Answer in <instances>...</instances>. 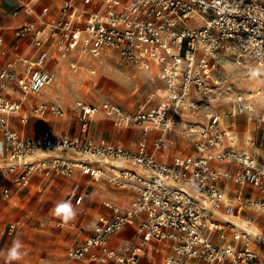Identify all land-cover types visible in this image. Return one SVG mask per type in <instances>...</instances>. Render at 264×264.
Here are the masks:
<instances>
[{"label":"built area","instance_id":"1","mask_svg":"<svg viewBox=\"0 0 264 264\" xmlns=\"http://www.w3.org/2000/svg\"><path fill=\"white\" fill-rule=\"evenodd\" d=\"M19 5L13 16L23 11L35 20L16 27L14 34L28 38L33 49L0 64L2 194L10 197L36 179L65 177L74 180L68 198L81 204L82 178L98 181L108 169L109 182L133 187L138 196L128 206L106 202L109 213L98 217L82 243L69 248L71 259L139 264L148 251L168 248L165 264H264L253 248L255 215H264V156L240 148L238 132L225 122L251 112L254 93L238 95L227 114L207 113V122H189L221 87L215 75L221 51L233 53L238 64L258 60L264 65V0H54L40 10L28 0ZM103 52L151 72L154 66L167 93L153 106L133 108L80 101L77 134L48 129L29 136L13 126L12 117L27 125L34 115L66 116L62 106L42 98L55 78L49 64L70 61L77 71L83 54ZM98 116L119 128L139 127L144 138L135 150L121 140H97L90 122ZM172 132L191 140L195 150L162 161L158 155L169 148ZM222 180L239 186L233 198L220 186ZM246 187L259 195L248 196ZM137 220L134 240L114 248L116 235Z\"/></svg>","mask_w":264,"mask_h":264},{"label":"rangeland","instance_id":"2","mask_svg":"<svg viewBox=\"0 0 264 264\" xmlns=\"http://www.w3.org/2000/svg\"><path fill=\"white\" fill-rule=\"evenodd\" d=\"M219 55L215 75L221 79V87L214 99L209 102V106L202 107L189 122L205 123L207 113L227 114L233 109L238 95H248L252 92L255 95L254 109L250 113L231 117L230 125L234 126L235 123L234 127L240 133V137L244 136V142L253 137L256 140L255 148L264 145V65L258 60H247L244 64H238L233 53L229 51H221ZM79 61L81 67L77 71L71 68L70 61H67L68 63L61 61L59 64L61 75L58 76L55 75L54 69L58 62L54 60L50 66L55 75L54 82L42 95L43 99L57 103L67 112L66 116L60 118L65 123L72 122L78 126L76 107L80 101L89 104L110 101L126 108H133L140 103L153 106L160 100L159 95L167 93L164 83L156 75L158 69L154 66L155 69L152 67L151 72L150 69L140 68L110 52H103L98 57L83 54ZM250 65L253 66V71L248 73ZM46 94H49L50 98L46 99L44 97ZM95 118L90 122L92 136ZM259 118L263 119L261 124L258 122ZM69 131L77 134L79 129L76 133L73 130ZM140 135L139 140L144 138L143 132ZM131 138L135 139L136 134H132ZM168 144L169 148L165 153L158 155L162 161L171 162L175 154L191 153L195 150L191 140L184 138L180 132L170 133ZM118 163L113 162L122 165ZM107 175L108 173L101 181L90 184L88 191H95L101 185L110 191L119 190L105 178ZM90 179L88 177L87 180ZM73 183L72 179L52 177L45 180L37 179L35 184L14 191L10 197H5L0 191V252L9 248L16 239L22 241L23 251L26 252L23 260L13 264H86L84 261L71 259L69 248L82 243L92 233L93 225L100 213L94 220L92 211L86 206V199L81 204H76L68 198V191ZM62 200H70L77 211L75 220L68 224L52 215L56 203ZM111 202L120 204L117 201ZM101 206L104 208L103 202ZM13 223L18 225L10 232L8 226ZM0 264H6L3 256H0Z\"/></svg>","mask_w":264,"mask_h":264},{"label":"crops","instance_id":"3","mask_svg":"<svg viewBox=\"0 0 264 264\" xmlns=\"http://www.w3.org/2000/svg\"><path fill=\"white\" fill-rule=\"evenodd\" d=\"M28 1L31 4H33L37 10H40L41 7L45 4H49L52 6L54 5V0H28ZM19 6H20L19 0H0V39H2V43L0 44V64L11 61L13 58H15V56L19 54L28 55L33 49V45L28 38H18L14 34V29L16 27L26 22L35 20V17L33 15H28L23 11L20 13V15L13 16L12 15L13 11L19 8ZM16 45L18 46V48H16ZM59 64L60 63L58 62V65ZM50 66L51 64H49L48 67L50 68ZM46 91L47 89L44 90L43 93L45 94ZM246 113H250V112H246ZM238 115L240 114H237L235 117H237ZM60 118L61 117H55L52 115H48L44 118H41L37 115H34L30 119L27 125L20 124L16 117H12V120H13V126L15 128L19 129L20 131L25 132L29 136L40 135L41 133H43L45 130H48V129L52 130L56 134H61L64 132H71L69 130H73L75 133L78 132L79 123H78V126L77 124L76 125L72 124V122L65 123ZM95 119H96L95 120L96 122L93 125L92 133H93V136L97 140H101V139H105L107 141L121 140L128 147L134 150L137 148V145L139 143L137 141H140L139 140L141 138L140 133L142 134L140 128L138 127L119 128L115 126L113 121H111L108 118L99 116ZM249 119H251V117H249ZM225 122L228 125L230 124V120L228 119H226ZM233 125L235 126V123ZM234 126H233L234 130L238 132ZM70 127L72 128L69 129ZM126 129H130V130L127 131ZM132 134H136L135 139L131 138ZM238 134L240 137L239 132ZM243 137L244 136L240 137V144H239L240 148L246 149L249 152L254 153L257 156H262V157L264 156V145L263 144L261 146H256L255 148L254 145L256 144V140H254L253 137H249L245 142L243 140L244 139ZM1 138H2V133L0 132V140ZM249 139H252L254 143L249 144L248 143ZM0 147H1V142H0ZM217 166H220L221 168H224V169H234L235 168L234 165H229V164H221V165L218 164ZM105 171L106 173H109L108 169H105ZM62 178H65V177H62ZM103 178H101L98 181H93L90 178H89L90 181H88L87 180L88 177L82 178V181L85 185L84 190L86 189V196H85L86 206L92 211L91 214L93 215L94 220L97 218L98 213H100V215L109 213V208L105 205L106 202L117 201L120 204L115 203V202H112V203H115L121 206H128L138 196L137 192L135 191L133 187L122 188L120 186H116L113 183L111 184H113V186L118 187L119 190L110 191V189H107L106 186L101 185L100 187H97L95 191L94 190L88 191L90 184L97 183L101 181ZM105 178H107V176ZM47 179H50V178H47ZM68 179H71V178H68ZM35 183L36 181L34 182V184ZM220 186L224 189L227 196L231 198H233L235 191L239 187L237 184L231 181H226V180H222L220 182ZM15 191H18V190H15ZM245 191L247 192L248 196L259 195V192L257 191V189L253 187H246ZM104 198H109L111 200L109 201L103 200ZM102 202H103L104 208H102L101 206ZM255 218H256V221L253 226V229L257 233L258 237L256 238V240L253 241V248L257 251V253L264 256V215L256 214ZM138 223L139 221L137 220L136 223L120 231L116 235L115 239L112 241V246L116 249H122L125 246L126 244L125 242L127 240H134L135 231H136ZM229 241L230 242L232 241L231 237H229ZM155 244L157 246H160V243H155ZM169 252H170V249L168 248L160 249L158 251L150 250L141 259L139 264H165V258ZM84 262L86 264H89L88 261H84Z\"/></svg>","mask_w":264,"mask_h":264},{"label":"clouds","instance_id":"4","mask_svg":"<svg viewBox=\"0 0 264 264\" xmlns=\"http://www.w3.org/2000/svg\"><path fill=\"white\" fill-rule=\"evenodd\" d=\"M52 215L59 218L64 224L75 220L77 211L70 200H62L56 203L52 209ZM24 244L21 240H13L11 246L5 251L0 252V256L5 258L6 264L23 260L26 252L23 251Z\"/></svg>","mask_w":264,"mask_h":264},{"label":"bare ground","instance_id":"5","mask_svg":"<svg viewBox=\"0 0 264 264\" xmlns=\"http://www.w3.org/2000/svg\"><path fill=\"white\" fill-rule=\"evenodd\" d=\"M198 19H202L200 22H202L203 21V18L202 17H198ZM54 67V66H53ZM154 68V67H153ZM55 71H56V74L55 75H58V76H60L61 75V69H60V67H59V65H57L55 68ZM155 69V68H154ZM156 71V70H155ZM161 92H163V86L161 87ZM44 97H46V98H50V96H49V94H46V96H44ZM247 140V139H246ZM114 163H118V162H114ZM118 164H120V163H118ZM64 225V224H63Z\"/></svg>","mask_w":264,"mask_h":264}]
</instances>
